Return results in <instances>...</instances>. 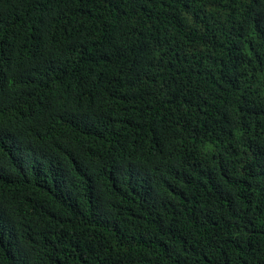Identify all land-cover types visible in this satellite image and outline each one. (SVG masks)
<instances>
[{
  "label": "trees",
  "instance_id": "obj_1",
  "mask_svg": "<svg viewBox=\"0 0 264 264\" xmlns=\"http://www.w3.org/2000/svg\"><path fill=\"white\" fill-rule=\"evenodd\" d=\"M0 264H264V0H0Z\"/></svg>",
  "mask_w": 264,
  "mask_h": 264
}]
</instances>
